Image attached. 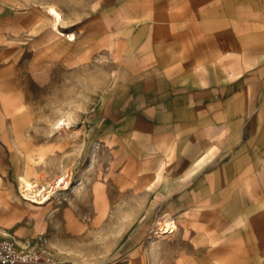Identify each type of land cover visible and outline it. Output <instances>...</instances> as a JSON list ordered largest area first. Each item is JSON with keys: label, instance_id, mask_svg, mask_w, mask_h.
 I'll use <instances>...</instances> for the list:
<instances>
[{"label": "crops", "instance_id": "obj_1", "mask_svg": "<svg viewBox=\"0 0 264 264\" xmlns=\"http://www.w3.org/2000/svg\"><path fill=\"white\" fill-rule=\"evenodd\" d=\"M51 7L61 13L59 34ZM34 9L24 30L0 28L1 230L28 244L46 231L18 196L6 212L21 174L51 173L52 129L37 139L29 90L52 87L53 66L61 88L78 87L85 60L101 46L115 57L118 43L127 79L91 125L138 177L155 171L164 186H186L162 197L173 211L188 201L187 252L177 264H264L263 1L46 0L42 16ZM19 161L25 170L15 174ZM40 209L52 218L58 208ZM179 216L167 217L175 231Z\"/></svg>", "mask_w": 264, "mask_h": 264}, {"label": "rangeland", "instance_id": "obj_2", "mask_svg": "<svg viewBox=\"0 0 264 264\" xmlns=\"http://www.w3.org/2000/svg\"><path fill=\"white\" fill-rule=\"evenodd\" d=\"M45 1L0 0V28L24 30L22 22L27 11L34 7L36 16L40 17ZM51 8L58 13L52 14V29L59 34L61 13ZM66 34V38H73V34ZM53 48H58V44L53 42ZM116 48L115 57L109 58L106 47L101 46L96 56L85 60L83 83L78 87L73 82L68 88H61L59 66H53L52 71L57 72L53 73L52 87L29 90L38 113L37 126L41 129L37 139L43 140L48 126L52 129L51 158L45 164L51 167V173L41 170L33 177L26 175L42 185L41 200L25 197L19 183L12 186L13 190L7 193L6 212L12 198L17 196L32 207L31 222L46 230L35 242L53 261L49 264H177V259L187 252L184 247L188 240V201L180 202L183 206L180 211H173L168 206L171 201L162 199L170 190L179 193L186 186H164L155 171L147 177H138L140 168L126 162L122 153L113 152V145L101 135V127L98 130L91 125L90 119L103 114L109 100L127 79L121 71L123 56L119 48L122 46L117 43ZM72 78L75 81V74ZM61 162L62 167L55 168ZM18 165L21 166L15 174L25 170L23 161ZM164 173L172 177L173 169H162ZM61 180L68 185L64 189H58ZM52 201L58 209L55 216L45 219L40 208ZM179 214L180 225L173 234L162 236L156 232L158 224ZM6 231L0 228V240H12L19 245L29 243L13 238L10 230Z\"/></svg>", "mask_w": 264, "mask_h": 264}, {"label": "built area", "instance_id": "obj_3", "mask_svg": "<svg viewBox=\"0 0 264 264\" xmlns=\"http://www.w3.org/2000/svg\"><path fill=\"white\" fill-rule=\"evenodd\" d=\"M39 244L19 245L12 240L0 241V264H49Z\"/></svg>", "mask_w": 264, "mask_h": 264}, {"label": "bare ground", "instance_id": "obj_4", "mask_svg": "<svg viewBox=\"0 0 264 264\" xmlns=\"http://www.w3.org/2000/svg\"><path fill=\"white\" fill-rule=\"evenodd\" d=\"M50 13L53 15H57L58 13L50 8ZM60 186L58 189H64L68 185H64L62 180L60 181ZM20 189L23 195L30 200H41L44 196V193H41L42 185L39 182L32 181V179L28 178L26 175H22L19 177ZM50 184L49 186H51ZM156 232L164 236L165 234H171L176 229V223L172 220H166L165 222L158 224L156 227Z\"/></svg>", "mask_w": 264, "mask_h": 264}]
</instances>
